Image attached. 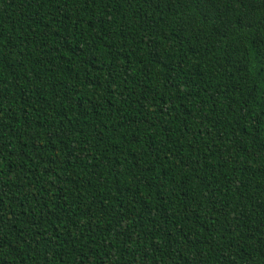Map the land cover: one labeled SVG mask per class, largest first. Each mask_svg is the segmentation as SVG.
<instances>
[{"label":"trees","instance_id":"obj_1","mask_svg":"<svg viewBox=\"0 0 264 264\" xmlns=\"http://www.w3.org/2000/svg\"><path fill=\"white\" fill-rule=\"evenodd\" d=\"M0 264H264V0H0Z\"/></svg>","mask_w":264,"mask_h":264}]
</instances>
